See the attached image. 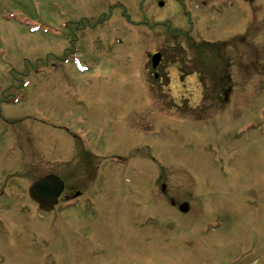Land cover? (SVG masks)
Masks as SVG:
<instances>
[{
	"label": "rangeland",
	"instance_id": "1",
	"mask_svg": "<svg viewBox=\"0 0 264 264\" xmlns=\"http://www.w3.org/2000/svg\"><path fill=\"white\" fill-rule=\"evenodd\" d=\"M243 1L0 0V264H264V0ZM191 43L249 64L218 104L239 114L173 110L201 101ZM64 167L67 198L34 214L28 187Z\"/></svg>",
	"mask_w": 264,
	"mask_h": 264
},
{
	"label": "flooded vegetation",
	"instance_id": "2",
	"mask_svg": "<svg viewBox=\"0 0 264 264\" xmlns=\"http://www.w3.org/2000/svg\"><path fill=\"white\" fill-rule=\"evenodd\" d=\"M244 1L249 2L250 0H244ZM201 46L202 45H199V48H198V52H199L198 58L192 59L190 61H186L183 66H179L183 68L182 71L180 72V75H182L181 77L186 78L188 75H194L197 77V81H198L197 84L200 87V97H201L200 104L197 107L194 106L190 108L188 106L185 107V105L180 104L179 106L174 107V109L177 110V107H178V109L181 111L183 110H186L187 112L189 111V113L192 115H190V117L189 116L185 117V119L188 121L190 120L199 121V120H210V119L222 121L225 119V115H224L226 114L225 110L230 112L228 114H234V115L239 114L242 108L240 109L234 106L231 108H225V110H221V107L218 104H219L220 99L227 101L231 90L235 89V86H236L235 84L232 83V76L228 74V68L231 67L232 64H241L242 60L244 61V64L246 66H248L249 64H247L245 59L223 58L220 52L221 49H219L218 47H215L214 50L213 48H211V50L213 51L209 57L208 54H206L205 52L203 53ZM157 52L159 53V61L156 63L155 67H152L151 61L149 62V65H147L146 63V66H145L146 76H148L147 80L149 81L152 87L154 86V84L158 86L162 84V76H161L162 67L160 66L162 65L164 54L159 51ZM254 67H256L255 64H254ZM178 78L180 79L179 75H178ZM207 88L212 94L209 97L207 96V93H206ZM209 99H211L210 107L212 108V111L213 112L215 110L217 111H215V113H212L211 111V114H209V116H203L199 118L193 117V115L195 116V115L206 114L205 113L206 112L205 103H207ZM216 106H219V107H216ZM234 110H237V111L234 112ZM231 117L232 115L228 116V118H231ZM74 184L75 183L72 181H69V182L64 181V191L61 197L64 196L65 192H67L68 189L72 188ZM163 193H164V190H163ZM64 197L67 198V196H64Z\"/></svg>",
	"mask_w": 264,
	"mask_h": 264
},
{
	"label": "water",
	"instance_id": "3",
	"mask_svg": "<svg viewBox=\"0 0 264 264\" xmlns=\"http://www.w3.org/2000/svg\"><path fill=\"white\" fill-rule=\"evenodd\" d=\"M60 181L54 176H47L29 189L32 198L37 200L41 206H49L60 191Z\"/></svg>",
	"mask_w": 264,
	"mask_h": 264
}]
</instances>
